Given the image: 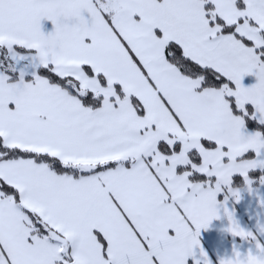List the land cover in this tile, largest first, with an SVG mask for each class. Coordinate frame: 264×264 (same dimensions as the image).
<instances>
[{"label":"snow or ice","instance_id":"6c2138e0","mask_svg":"<svg viewBox=\"0 0 264 264\" xmlns=\"http://www.w3.org/2000/svg\"><path fill=\"white\" fill-rule=\"evenodd\" d=\"M0 49V264H211L264 172V0H0Z\"/></svg>","mask_w":264,"mask_h":264},{"label":"crops","instance_id":"0c3cea01","mask_svg":"<svg viewBox=\"0 0 264 264\" xmlns=\"http://www.w3.org/2000/svg\"><path fill=\"white\" fill-rule=\"evenodd\" d=\"M45 29H50V23L43 22ZM6 49H0V55L4 57ZM31 72V69H28ZM31 75H27L30 77ZM250 79V78H249ZM27 80V79H26ZM249 132L255 131L248 128ZM256 171H260L259 169ZM240 191V199L237 201L230 195L227 189L218 194L220 202L219 218L213 219L207 229H201L198 239L200 247L207 254L211 264H221V260L232 258L235 252L241 256L259 254L257 244L264 246V183L260 179L253 181L250 189L248 185L234 187ZM225 197L227 200L225 201ZM232 213L233 220L246 232L252 233L248 238L234 236L228 229L230 221L224 208ZM200 247L195 249L196 259H200ZM188 264H194L189 257Z\"/></svg>","mask_w":264,"mask_h":264},{"label":"trees","instance_id":"16d2710c","mask_svg":"<svg viewBox=\"0 0 264 264\" xmlns=\"http://www.w3.org/2000/svg\"><path fill=\"white\" fill-rule=\"evenodd\" d=\"M26 79L27 80H31L32 76L27 77ZM256 128H257V125H255V124H253V125H251L249 127V129H251V130H256ZM249 175H250L252 181H256L257 182L260 179L261 176H264V172H262V171H254V172H250ZM244 185H245V183H244L242 178H239V177L234 178V182H233V186L234 187H241V186H244Z\"/></svg>","mask_w":264,"mask_h":264},{"label":"rangeland","instance_id":"374dc122","mask_svg":"<svg viewBox=\"0 0 264 264\" xmlns=\"http://www.w3.org/2000/svg\"><path fill=\"white\" fill-rule=\"evenodd\" d=\"M0 59H3V56L2 55H0ZM28 63V61H22L21 62V65H17V68H19V67H21V66H23V65H25V64H27ZM30 69V68H29Z\"/></svg>","mask_w":264,"mask_h":264}]
</instances>
